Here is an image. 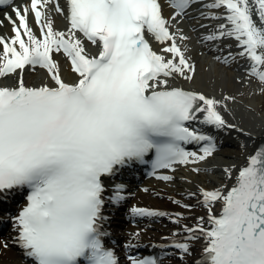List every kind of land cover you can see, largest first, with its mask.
<instances>
[{
	"label": "snow or ice",
	"instance_id": "snow-or-ice-1",
	"mask_svg": "<svg viewBox=\"0 0 264 264\" xmlns=\"http://www.w3.org/2000/svg\"><path fill=\"white\" fill-rule=\"evenodd\" d=\"M194 5L207 10L193 17ZM0 6L11 8L4 18L13 32L0 34V79L16 77L0 83V232L9 230L11 240L0 239V255L15 247L26 264H121L116 216L131 195L124 176L142 165L169 182L181 166L206 171L201 165L223 146V133L244 151L249 142L255 147L243 164L222 166L218 185L187 192L195 204L170 198L187 211L133 205L134 218L168 217L178 227L162 238L167 243L152 245L159 254L139 253L142 230L130 232L126 262L164 264L163 256L175 255L181 264H264V139L257 142L235 118L230 105L237 95L185 86L195 84L199 67L183 27L205 21L191 29L201 45L215 48L226 65L247 58L245 72L264 84V0H0ZM49 12L64 15L68 26L58 29ZM233 39L236 51L226 52ZM57 55L67 60L69 75ZM38 69L44 78L28 82L26 73ZM194 208L205 214L185 223Z\"/></svg>",
	"mask_w": 264,
	"mask_h": 264
},
{
	"label": "bare ground",
	"instance_id": "bare-ground-1",
	"mask_svg": "<svg viewBox=\"0 0 264 264\" xmlns=\"http://www.w3.org/2000/svg\"><path fill=\"white\" fill-rule=\"evenodd\" d=\"M162 2L166 4L167 0H162ZM24 3H30V0H20L18 2V4ZM206 10L207 9L199 8L198 5H194L189 14L193 17H197L199 11ZM9 11H11V8L0 12V20H3V24L0 25V34L8 37L13 34L12 25L4 18V13ZM164 11L165 15H169L172 12V9L166 6ZM63 16L64 15L60 13L49 12V17L54 19L55 26L61 30L64 29V26L61 24V19L59 23V17L63 18ZM65 20L69 24V21L66 19V17ZM199 23H205V21H200L198 19L186 20L183 27L184 30L192 36V41L195 39L198 42V47H200V50L207 51V47L205 45H201L197 37V33L191 31L193 25H197ZM30 24L39 34L40 30L38 28L34 15L30 16ZM208 30L210 31L211 27ZM227 43H232L234 45L233 51H236V42L234 39L231 41H227ZM193 44L195 43H192V46ZM191 54L193 55V53ZM194 57L196 58L197 54H194ZM56 58L62 61L65 69V74L69 75L67 60L60 57L59 55H57ZM211 62V59L207 57H203L202 59H200L198 61L199 76L195 84L186 83L185 86L202 88L209 94L216 96L221 95V88L225 92H231L232 94L237 95L236 103L230 105L231 108L238 110L237 112H235V118L240 120L245 127L252 130L253 136L256 138L257 142L264 139V93H261L260 89L258 90V88L254 85L255 82L260 81L255 77H249L244 70V68H247L249 66V61L247 60V58H241L239 60L233 61L231 65H226L218 60L215 64H212ZM208 63H211L212 68L210 70L207 69V67L209 66ZM239 63L244 67H242ZM241 76H243L246 81L250 80V82L241 83L239 80V77ZM43 78L44 72L42 69H38L35 72L29 70L26 73V79L30 83L39 82ZM15 79L16 77L14 75H10L7 80L0 79V83L13 84L15 82ZM237 87L242 88V95L237 93ZM261 88H264V85ZM241 108L248 112L251 111L252 113L254 111L259 112L261 114V117L257 118L253 115H250L249 113L244 114L242 112H239V110H242ZM228 114L230 113H226V115ZM228 118L232 119L233 117L230 114L228 115ZM219 135L221 137L220 140L223 141V146L217 151L214 157L208 160L207 164L201 165L202 168L206 169V172H208V174H206L205 171L196 173L189 167L181 166L175 173V175L178 177L175 181H163L154 176L151 180L145 181L140 185L131 186V190L129 192L131 194V197L126 202L130 203V205L128 204L129 207L131 208L133 205H137L141 207L158 208L162 211L168 212L187 211L181 206L175 204L173 202V199L170 198H178L183 200L185 203L195 204L196 198L188 197L187 192H196L201 184H204L205 186L218 185L223 180L222 166L225 164H236L237 166L243 164L245 161V157L255 147V145L249 142L248 150L244 151L241 149L240 142L238 140L227 137L223 133H220ZM189 147L198 148L199 146L190 145ZM185 176L189 179H182V177ZM155 178L157 179L154 180ZM145 187H147L149 190L144 191ZM121 210L124 209L120 206L118 215L116 216V221L118 225L117 237L119 238V241L121 243L120 245L118 244V252L123 264L126 263V254L128 252V250L123 246V242L128 239L130 232H134L137 228L141 229L142 245L140 248H149L154 244L167 243V241H163L162 238L171 235L173 233V230L178 227V225L173 223L168 217H144L142 219L144 221L139 222V220L141 219L132 217L130 211L124 212ZM205 211L206 210L203 208L192 209V215L184 222L191 225L194 222V218L199 215H204ZM126 217H128V219ZM130 220H135L136 222H134V224H131ZM0 239L10 240V233L5 237H0ZM196 250L197 252L200 251V242H197ZM132 251L134 253L137 252L136 249H133ZM170 256V258L163 259L164 264H181V261L177 256ZM0 264H26V262L22 260L18 249L13 247L12 249L7 250L4 255H0Z\"/></svg>",
	"mask_w": 264,
	"mask_h": 264
},
{
	"label": "rangeland",
	"instance_id": "rangeland-1",
	"mask_svg": "<svg viewBox=\"0 0 264 264\" xmlns=\"http://www.w3.org/2000/svg\"><path fill=\"white\" fill-rule=\"evenodd\" d=\"M60 2H61V0H60ZM52 13H54V12H52ZM60 19H61V24L64 26V28H65V21H64V19L63 18H61V17H59V23H60ZM185 23V22H184ZM184 25V24H183ZM188 30V29H187ZM189 31V30H188ZM194 39V38H193ZM192 43H195V44H193V46H192V53H193V55L194 54H197V57H196V60L197 61H199L200 59H202L203 57H207V58H209V59H211V63L213 64H215L216 63V61H217V59H215V56H218V54L216 55V54H213L212 55V53L210 52V51H208V49H207V51L205 50V51H201L200 50V47H198V42L194 39L193 41H192ZM90 45H92V44H88V47H89V51H95V48H94V46L92 45V46H90ZM205 45V44H204ZM213 56V57H212ZM211 63L209 64V66L207 67V69H211L212 67H211ZM208 71V70H207ZM257 88H258V90L259 89H261V87H263V85L264 84H261L260 82H255V84H254ZM237 93L238 94H241L242 93V88L241 87H237ZM233 110H234V112H237L238 110L237 109H234V108H232ZM242 110L240 111L239 110V112H242V113H244V114H250V115H253V116H255V117H261V114L259 113V112H256V111H254L253 113L251 112V111H246V110H244L243 108H241ZM228 115H230V114H228ZM205 173L206 174H208V172H206L205 171ZM154 180H156V178L154 179ZM142 221H144V220H139V222H142ZM133 224V223H132ZM171 257V256H170ZM170 257H168V258H170Z\"/></svg>",
	"mask_w": 264,
	"mask_h": 264
}]
</instances>
